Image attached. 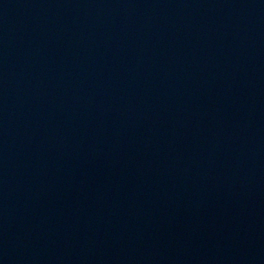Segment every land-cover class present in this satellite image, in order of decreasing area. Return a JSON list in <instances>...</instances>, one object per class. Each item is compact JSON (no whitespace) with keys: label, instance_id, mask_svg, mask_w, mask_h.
Segmentation results:
<instances>
[{"label":"water","instance_id":"95a60500","mask_svg":"<svg viewBox=\"0 0 264 264\" xmlns=\"http://www.w3.org/2000/svg\"><path fill=\"white\" fill-rule=\"evenodd\" d=\"M0 264H264V0H0Z\"/></svg>","mask_w":264,"mask_h":264}]
</instances>
